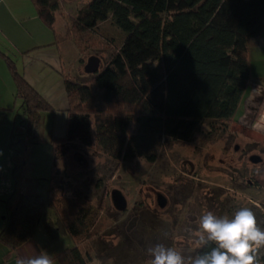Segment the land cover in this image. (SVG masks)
<instances>
[{
	"label": "trees",
	"instance_id": "obj_1",
	"mask_svg": "<svg viewBox=\"0 0 264 264\" xmlns=\"http://www.w3.org/2000/svg\"><path fill=\"white\" fill-rule=\"evenodd\" d=\"M57 2L33 0L50 28ZM107 20L124 39L93 74L97 97L90 86L64 78L67 124L63 138H50L48 191L20 195L7 206L0 241L8 252L30 239L41 223L46 244L63 236L75 242L57 256L61 264H89V253L77 241L92 236L99 209L76 196L57 197V145L76 151L94 143L113 160L154 162L164 140L187 141L203 121H220L225 129L250 82L248 40L264 24V0H91L78 10L72 27L92 30ZM7 61L13 98L20 100L22 121L32 129L53 108ZM259 151L264 153V146ZM199 251L198 246L195 255Z\"/></svg>",
	"mask_w": 264,
	"mask_h": 264
},
{
	"label": "rangeland",
	"instance_id": "obj_2",
	"mask_svg": "<svg viewBox=\"0 0 264 264\" xmlns=\"http://www.w3.org/2000/svg\"><path fill=\"white\" fill-rule=\"evenodd\" d=\"M57 1L53 24L60 30L58 38L70 43L64 59L75 62V80L90 86L97 97L93 74L85 73L83 66L93 55L100 59L101 69L121 45L124 33L110 20L92 30L75 31L72 22L78 10L91 0ZM5 93L0 101L8 98ZM47 113H42L36 127L28 129L19 99L10 98L0 108V218L20 195L48 191L52 125ZM254 114L248 109L246 116L238 118L241 128L232 119L225 129L220 121H203L187 141L164 140L154 162L113 160L94 143L77 146L76 151L57 145V197L76 196L99 209L92 236L77 241L89 253V264H148L147 248L157 243L195 256L198 244L192 233L206 211L231 216L238 208L249 207L264 227V188L252 184L256 176L264 177V166L259 169L260 165L249 161L254 154L264 158L259 151L264 139L245 136L261 123L254 122ZM248 115L252 117L246 121ZM115 189L126 199L124 210H118L111 200ZM36 228L43 230L41 223Z\"/></svg>",
	"mask_w": 264,
	"mask_h": 264
},
{
	"label": "crops",
	"instance_id": "obj_3",
	"mask_svg": "<svg viewBox=\"0 0 264 264\" xmlns=\"http://www.w3.org/2000/svg\"><path fill=\"white\" fill-rule=\"evenodd\" d=\"M54 24L50 28L39 18L33 0H0V96L4 91L8 97L5 100L1 98L3 102L0 101V108L10 103L15 90L8 58L25 80L52 106L53 111L47 113L51 119V137L61 139L66 131L68 106L64 78L75 79L76 64L64 59L63 53L68 54L70 43L58 38L60 30L56 29ZM247 47L250 82L231 118L238 122L236 126L240 125L239 128L242 125L238 118L246 116L248 109L256 112L253 115L254 122L264 123V88L261 87L264 86V24L259 34L248 40ZM251 117L252 115H248L246 121ZM249 132L251 133L245 134L249 139H264V129ZM255 181L264 188V177L256 176ZM5 209L7 211L6 207ZM0 219L1 232L5 227L6 218L3 216ZM65 237L67 236L46 244L44 229L35 227L31 238L14 251L8 252L0 241V264H16L18 257L44 252L52 256L55 264H61L57 256L75 244L71 237Z\"/></svg>",
	"mask_w": 264,
	"mask_h": 264
},
{
	"label": "clouds",
	"instance_id": "obj_4",
	"mask_svg": "<svg viewBox=\"0 0 264 264\" xmlns=\"http://www.w3.org/2000/svg\"><path fill=\"white\" fill-rule=\"evenodd\" d=\"M255 127L264 129V123ZM192 235L200 248L195 256H185L175 247L157 243L147 248L151 257L148 264H264V227L259 226L255 212L249 207H240L231 216L206 211L199 217ZM16 264L55 262L44 252L18 257Z\"/></svg>",
	"mask_w": 264,
	"mask_h": 264
},
{
	"label": "water",
	"instance_id": "obj_5",
	"mask_svg": "<svg viewBox=\"0 0 264 264\" xmlns=\"http://www.w3.org/2000/svg\"><path fill=\"white\" fill-rule=\"evenodd\" d=\"M100 65H101V62L97 56H93V55L89 56L86 60V63L83 66L84 72L87 74H96L100 69ZM81 160L85 162V159L82 158ZM249 161H251L252 163L258 164L262 161V159L259 155L254 154V155L249 156ZM111 200L113 201L114 206L118 210L125 209L126 199L119 190L115 189L111 191Z\"/></svg>",
	"mask_w": 264,
	"mask_h": 264
},
{
	"label": "flooded vegetation",
	"instance_id": "obj_6",
	"mask_svg": "<svg viewBox=\"0 0 264 264\" xmlns=\"http://www.w3.org/2000/svg\"><path fill=\"white\" fill-rule=\"evenodd\" d=\"M161 200V199H160Z\"/></svg>",
	"mask_w": 264,
	"mask_h": 264
}]
</instances>
